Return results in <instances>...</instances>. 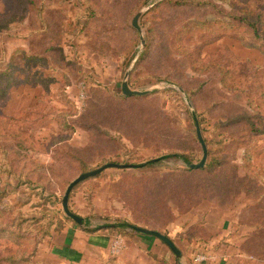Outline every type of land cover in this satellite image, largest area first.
I'll list each match as a JSON object with an SVG mask.
<instances>
[{
	"label": "rangeland",
	"instance_id": "obj_1",
	"mask_svg": "<svg viewBox=\"0 0 264 264\" xmlns=\"http://www.w3.org/2000/svg\"><path fill=\"white\" fill-rule=\"evenodd\" d=\"M21 17L0 33V70L43 56L37 68L53 83L19 77L0 98V264L30 254L45 264L46 242L76 225L61 205L67 185L131 153L188 163L81 182L68 204L90 228L157 229L179 264H264V0H34ZM126 72L147 94L122 95ZM196 127L214 169L188 168L203 155ZM138 250L125 264H162ZM198 253L210 259L197 263Z\"/></svg>",
	"mask_w": 264,
	"mask_h": 264
},
{
	"label": "crops",
	"instance_id": "obj_2",
	"mask_svg": "<svg viewBox=\"0 0 264 264\" xmlns=\"http://www.w3.org/2000/svg\"><path fill=\"white\" fill-rule=\"evenodd\" d=\"M82 219V226L77 224L74 226L67 225L64 227L65 230L60 233L58 240H56L55 243H53V241L51 243H48L50 241L46 242L47 244H50L51 247L49 246L48 250L43 249V251L45 250V253L42 254L41 257H45L48 261L46 262L42 260V263L99 264L102 261V264H119L118 261H122L121 264H125L124 261L126 260H124V258L126 257V253L129 250L139 251L138 249H142L144 253L150 252L151 256H153V258L158 262L170 259L169 255H171L172 251L167 245L154 236L140 233L133 228L126 229L127 233L125 234H117L114 231H111L109 228H105V225L94 226L92 229L90 228L92 225L88 224L84 218ZM129 223L134 224L132 222ZM135 224L137 225V223ZM108 231H110L112 234L115 233L116 235H120L124 239L126 249L121 252L122 255L119 258H113V254L111 255L109 247L112 239L114 238L112 236L114 235H111ZM152 250L153 252H151ZM175 258L179 264V257L175 256Z\"/></svg>",
	"mask_w": 264,
	"mask_h": 264
},
{
	"label": "trees",
	"instance_id": "obj_3",
	"mask_svg": "<svg viewBox=\"0 0 264 264\" xmlns=\"http://www.w3.org/2000/svg\"><path fill=\"white\" fill-rule=\"evenodd\" d=\"M33 3H34V0H11L8 3V7L11 8V11L8 13L10 16H7L5 14L0 15V18H2L0 21V33L6 27L8 22L10 23V22L15 21L17 19H21L22 18L21 16H24L27 7L28 6L32 7ZM6 18L8 20H6ZM4 21H5V23H2ZM228 26L232 29H236V26H232V25H228ZM65 27L67 30V28L70 27V24L67 23L65 25ZM68 33H72V31H68ZM24 59L25 60H24L23 64L16 65V64H12V63H7L6 66L0 70V98L4 97L6 95L7 89L9 87H11L12 85H14L16 83V81L19 79V77H22L24 80L29 81V82H35L36 81L39 84H42V87H44L45 89H47L46 87L50 86L53 83L52 79L49 76H46L42 70L37 68L38 65H42V66H44V64L47 65L46 59L43 56L26 55V56H24ZM130 62H131V59L127 61V66H129ZM129 153H131V152H129ZM168 158L180 159L183 162L188 163L187 157L185 155H182V154H167V155H164V156H161L158 158L139 162V161H137L138 158H135L131 153L129 155L125 154L122 157V160H125L123 165H126V167L121 168V171L122 172H126V171H130V172L136 171L137 172L140 170L149 171V170H152V168L159 166L161 164V161L166 160ZM131 160H133V161H131ZM242 160H243L244 164L250 160V155L248 152H246L243 155ZM77 161L82 166L83 171H86L87 167L85 166V164L79 159H77ZM120 164H122V163H120ZM218 165H219V161L217 162L216 160L211 159L209 162H205L203 167L194 168V169L211 170V169H214L215 167H217ZM101 175L102 174L99 173V174H97L93 177H90L88 179L99 178V177H101ZM88 179H85V180H88ZM85 180H83V181H85ZM78 185H76L73 188V190ZM72 191H71V193H72ZM71 193H70V195H71ZM70 195H69V198H70ZM89 198H90V196H89ZM68 202H69V199H68ZM10 225H12V224H10ZM134 226H137V225L131 224L127 220H118V221L116 220L115 223L105 224L104 227L109 228L111 231H114L117 234L118 233L119 234L120 233L125 234V233H127L126 229H132ZM153 230L160 232L157 229H153ZM5 231H6L5 227L2 228L0 225V234L2 232H5ZM12 234L18 235L17 233H12ZM31 256H32L31 254H30V256H28L26 258H23L21 256V258L19 260H16L15 257L12 255L10 257L8 256L6 259H8L11 262L10 264H20L19 262L30 264L29 263V257H31ZM171 260L172 261H170V259L162 260L161 263L167 264L169 261L168 264H178L175 259H171Z\"/></svg>",
	"mask_w": 264,
	"mask_h": 264
},
{
	"label": "water",
	"instance_id": "obj_4",
	"mask_svg": "<svg viewBox=\"0 0 264 264\" xmlns=\"http://www.w3.org/2000/svg\"><path fill=\"white\" fill-rule=\"evenodd\" d=\"M142 15V12H138L134 18L132 19V22H131V26L140 34V39H141V42L143 44V38L141 37V33H140V28L137 24V19L138 17H140ZM127 75H128V72H126L125 74V79L124 81L122 82L121 84V93L122 95L124 96H142V95H145L147 94V91H137V90H131L127 84V81H126V78H127ZM196 132H197V139L199 140L200 142V145L202 147V152H203V155H202V158L201 160L199 161L198 164H189L188 165V168L189 169H194V168H201L203 167L205 161H206V156H207V149H206V146L202 140V137L200 135V132L198 130V128L196 127ZM126 165H123V164H120V163H115V162H110V163H106L104 164L103 166H100L99 168L95 169V170H91V171H88V172H84L82 174H79L75 179H73L66 187L65 189V192L63 194V197H62V200H61V205H62V209H63V212L64 214L70 218L74 223H76L77 225L79 226H82L83 225V219L74 214L70 209H69V204H68V199H69V195L71 193V191L73 190V188L78 185L79 183H81L83 180L85 179H88L90 177H93L99 173H101L102 171L106 170V169H110V168H125ZM134 230L140 232V233H143V234H146V235H151V236H154L156 238H158L159 240H161L165 245L168 246V248L175 254V256L177 257H180V251L176 248V246L174 245L173 241L155 231V230H150V229H146V228H141V227H133Z\"/></svg>",
	"mask_w": 264,
	"mask_h": 264
},
{
	"label": "built area",
	"instance_id": "obj_5",
	"mask_svg": "<svg viewBox=\"0 0 264 264\" xmlns=\"http://www.w3.org/2000/svg\"><path fill=\"white\" fill-rule=\"evenodd\" d=\"M121 248H122V239L119 237L114 238L110 244L111 254L117 255L118 253L121 252ZM208 259H210V257L205 256V254L203 253H198L195 255V261L197 263H202Z\"/></svg>",
	"mask_w": 264,
	"mask_h": 264
}]
</instances>
